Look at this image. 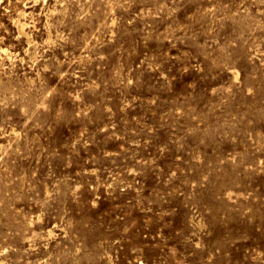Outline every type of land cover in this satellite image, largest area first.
Segmentation results:
<instances>
[{
  "label": "rangeland",
  "instance_id": "rangeland-1",
  "mask_svg": "<svg viewBox=\"0 0 264 264\" xmlns=\"http://www.w3.org/2000/svg\"><path fill=\"white\" fill-rule=\"evenodd\" d=\"M0 264H264V0H0Z\"/></svg>",
  "mask_w": 264,
  "mask_h": 264
}]
</instances>
